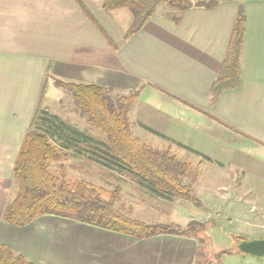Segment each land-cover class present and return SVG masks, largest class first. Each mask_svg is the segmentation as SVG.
<instances>
[{
	"label": "crops",
	"instance_id": "obj_1",
	"mask_svg": "<svg viewBox=\"0 0 264 264\" xmlns=\"http://www.w3.org/2000/svg\"><path fill=\"white\" fill-rule=\"evenodd\" d=\"M102 3L0 0V245L33 264H193L197 243L190 237L137 239L50 215L23 227L2 220L14 192V162L39 102L86 135L102 139L56 81L97 84L123 96L136 92L128 112L132 136L199 165V173L205 170L215 187H226L228 177L237 179L239 173L233 171L242 172L243 178L245 170L255 167L246 162L264 164V0L192 7L181 13L179 23L157 10L129 37L130 11L105 10ZM239 5L245 15L241 86L211 102L210 89ZM66 151L69 157L99 166ZM207 180L202 172V185L210 186ZM230 261L227 264H264L250 256Z\"/></svg>",
	"mask_w": 264,
	"mask_h": 264
},
{
	"label": "trees",
	"instance_id": "obj_2",
	"mask_svg": "<svg viewBox=\"0 0 264 264\" xmlns=\"http://www.w3.org/2000/svg\"><path fill=\"white\" fill-rule=\"evenodd\" d=\"M222 1L103 0L102 6L105 10L126 8L130 11L132 22L125 34L129 37L141 29L155 11L162 9L159 8L162 3H165L162 10L165 15L179 23L181 13L186 9L212 8ZM79 6L93 21L85 7L81 3ZM244 28V10L239 5L226 55L210 89L211 102L216 101L223 91L241 86ZM55 84L71 94L80 114L86 117L90 126L100 130L104 138L86 135L42 108L39 102L14 162V192L5 206L2 220L11 226L23 227L40 216L50 215L137 239L168 234L190 237L198 241L195 263H202L204 248L201 246L202 237L198 235L204 228L202 223L191 221L185 227L174 223H146L119 210L116 206L120 198L117 188L108 190L84 179L69 178L63 169L56 171L52 168L68 157L66 150L71 149L76 156L105 169L116 181L127 177L157 198L166 201L177 198L200 207L201 201L190 184L184 183L191 164L180 161L169 150L158 151L132 136L128 112L136 99V92L113 99L110 88L101 85L61 81ZM198 172L199 165H196L190 177L192 181ZM192 226L197 228L193 230ZM241 240L245 238H239ZM232 252L225 250L219 255ZM235 252L239 253L236 249ZM0 264L33 263L9 246L0 245Z\"/></svg>",
	"mask_w": 264,
	"mask_h": 264
},
{
	"label": "rangeland",
	"instance_id": "obj_3",
	"mask_svg": "<svg viewBox=\"0 0 264 264\" xmlns=\"http://www.w3.org/2000/svg\"><path fill=\"white\" fill-rule=\"evenodd\" d=\"M164 4L159 6L160 9L162 8L161 10L164 9ZM110 94L113 99L123 96L115 93ZM65 108L69 111V104H66ZM77 124L80 128L85 126L81 122ZM92 131L96 137L104 138L100 130L93 127ZM222 158L225 159V156ZM234 159L236 158L234 157ZM246 163L255 167L251 170H245L243 178L240 176L242 172L233 171L234 174L238 172L239 176L237 179L233 178V181L228 180V177L226 187L213 186V180L207 176L205 170L202 172L211 185H202V172L201 174L198 172L201 179L198 178V180L197 175V185H194L190 177L193 175L195 165H191L189 175L184 178V183L190 184L194 194L201 201L200 207L177 198L172 200L174 203H167L162 199L151 197L129 178L121 177L116 181L108 176L105 169L69 156L62 160L59 165H53L52 168L56 171L65 170L69 178L84 179L108 190L117 188L120 198L116 206L123 213L133 218L157 219L150 220L155 222L148 223H174L171 221H175L174 224H177L179 221L185 220H189L187 223L191 221L202 223L204 228L198 234L202 237L201 246L204 248L203 259L201 258L202 263L200 264H227V261L231 262L230 259L232 258L241 260L245 256H250L235 252L239 238L243 237L246 240L264 238V164H259L255 159L254 162ZM220 177L221 175L218 177V181L222 183ZM222 180L224 181V179ZM224 192L226 195L221 194ZM187 223L177 225L185 227ZM192 228L194 230L197 226H192ZM225 250L233 252L219 255ZM250 257L258 261L264 260V256ZM193 264H196L195 259Z\"/></svg>",
	"mask_w": 264,
	"mask_h": 264
},
{
	"label": "water",
	"instance_id": "obj_4",
	"mask_svg": "<svg viewBox=\"0 0 264 264\" xmlns=\"http://www.w3.org/2000/svg\"><path fill=\"white\" fill-rule=\"evenodd\" d=\"M236 250L245 255L262 257L264 256V238L241 240L236 244Z\"/></svg>",
	"mask_w": 264,
	"mask_h": 264
}]
</instances>
